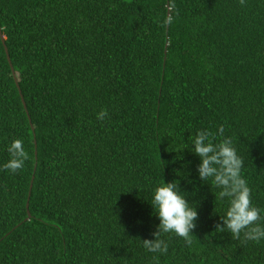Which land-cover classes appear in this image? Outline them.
Returning a JSON list of instances; mask_svg holds the SVG:
<instances>
[{
	"label": "trees",
	"instance_id": "1",
	"mask_svg": "<svg viewBox=\"0 0 264 264\" xmlns=\"http://www.w3.org/2000/svg\"><path fill=\"white\" fill-rule=\"evenodd\" d=\"M0 30V165L29 154L0 169V264H264L182 150L223 126L264 209V0H0ZM162 179L198 219L159 254L140 241Z\"/></svg>",
	"mask_w": 264,
	"mask_h": 264
},
{
	"label": "clouds",
	"instance_id": "2",
	"mask_svg": "<svg viewBox=\"0 0 264 264\" xmlns=\"http://www.w3.org/2000/svg\"><path fill=\"white\" fill-rule=\"evenodd\" d=\"M173 19V16L169 15L162 22L171 25ZM107 115V110L102 109L96 118L103 120ZM224 132L223 126H219L215 133L207 129L198 130L191 137V143L182 150L188 149L199 158L197 177L207 185L205 182L210 181L211 185L218 189L215 198L221 202L226 201L224 214L219 216L221 223L216 229L221 232L226 230L237 240L243 237L244 242L260 243L264 241V209L253 204L252 190L242 174L244 161L238 154L233 140L225 136ZM217 136L222 137L219 142L215 140ZM6 151L8 159L0 165V169L9 173L22 170L29 159L24 142L21 139L12 140ZM181 193L185 192L181 191L178 183H165L163 179L152 190L150 205L159 223L152 233L151 240L140 241L148 252L167 253L168 244L161 238L163 235L170 234L188 240L196 227V206H192L186 199L187 195Z\"/></svg>",
	"mask_w": 264,
	"mask_h": 264
},
{
	"label": "water",
	"instance_id": "3",
	"mask_svg": "<svg viewBox=\"0 0 264 264\" xmlns=\"http://www.w3.org/2000/svg\"><path fill=\"white\" fill-rule=\"evenodd\" d=\"M0 39H1L2 43H4V37H3V35H2L1 30H0ZM4 48H5V52H6L7 60H8V62H9V64H10V66H11V63H10V57H9V54H8V50H7L6 47H4ZM11 70H12V72H13V74H14V71H13L12 66H11ZM15 81L17 82L16 78H15ZM19 93H20V91H19ZM20 95H21V94H20ZM21 100H22L23 106H24V108H25V110H26V112H27L26 105H25V102H24L22 96H21ZM27 114H28V112H27ZM28 117H29V115H28ZM29 121H30V119H29ZM35 155H36V151H35ZM32 182H33V177H32V180H31V184H30V188H29V193H28V200H27V204H26V207H27V208H28V201H29V197H30V191H31V188H32ZM29 216H30V215H29V213H28V218H29Z\"/></svg>",
	"mask_w": 264,
	"mask_h": 264
}]
</instances>
